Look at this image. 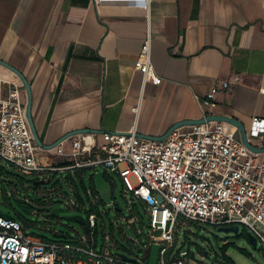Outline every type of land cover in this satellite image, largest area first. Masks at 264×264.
Here are the masks:
<instances>
[{
  "label": "crops",
  "instance_id": "crops-1",
  "mask_svg": "<svg viewBox=\"0 0 264 264\" xmlns=\"http://www.w3.org/2000/svg\"><path fill=\"white\" fill-rule=\"evenodd\" d=\"M149 25L157 84L135 68ZM0 59L31 84L47 165L67 161L59 148L83 130L100 144L105 132L160 136L208 114L247 130L264 118V0H0ZM253 142L264 147V133Z\"/></svg>",
  "mask_w": 264,
  "mask_h": 264
},
{
  "label": "built area",
  "instance_id": "built-area-1",
  "mask_svg": "<svg viewBox=\"0 0 264 264\" xmlns=\"http://www.w3.org/2000/svg\"><path fill=\"white\" fill-rule=\"evenodd\" d=\"M152 41L149 25L135 68L145 81L157 84L162 78L154 69ZM24 92L16 74H0V162H7L23 175L36 176L37 180H48L58 172L88 168L97 171L99 166L119 175L124 193H131L128 202L133 205L129 206L133 215L127 223H143L140 208L148 217L147 241L138 246L146 256L139 259L114 253V245L108 243L105 233L104 240L99 239L104 229L98 209L90 210L84 203L70 200L64 207L77 209L76 214L82 215L81 210L87 214L83 217L88 227L83 225L84 232L76 231L73 236L57 230L53 234L66 236L48 238L29 233L27 228L39 227L37 222L25 225L0 215V264H149L153 243L160 245L157 264H199L186 249L172 261L167 258L168 251L176 247L182 219L215 227L244 225L264 246V152L249 149L236 126L207 121L175 128L161 140L139 137L136 130L105 132L100 144L93 133L81 132L72 141L70 152L59 148L67 161L47 165L37 158L38 145L27 120ZM214 98V93H208L201 101L202 108L212 105ZM263 133L264 118L253 117L247 130L249 141L259 147L253 140ZM131 176L136 178V185ZM86 195L90 205L98 206L101 199L95 187L87 188ZM59 196L64 197V193Z\"/></svg>",
  "mask_w": 264,
  "mask_h": 264
},
{
  "label": "rangeland",
  "instance_id": "rangeland-1",
  "mask_svg": "<svg viewBox=\"0 0 264 264\" xmlns=\"http://www.w3.org/2000/svg\"><path fill=\"white\" fill-rule=\"evenodd\" d=\"M0 166L13 174L10 177L0 175V178L18 186L19 198L29 203L40 213L28 212L15 198H12L10 203L3 201L0 203L1 211L11 215L19 213L26 219L38 223L39 227L29 226L27 228L29 233L33 232L48 238L54 237L53 230L71 236L76 231L83 233L84 226L81 223L62 218V216L76 214L77 209L70 207L67 211L57 212L54 215H51V211L57 207H64L70 200H75L80 204L84 202L85 207L90 209L91 205L88 203L86 188H90L94 184L101 199L97 206L103 219L104 229V231H100V241L104 240L105 233L108 243L114 245L112 247L114 253L135 256L139 259L146 256L144 250L140 251L138 246L147 241L149 220L146 213L140 208L143 223H136L135 226L127 223V219L133 215L129 206L133 208V205L128 202L131 200V193H124V184L119 175L110 173L99 166L97 171L94 168L85 169L81 172V176L72 172V178L67 172H58L52 175L49 183L35 186L33 182L37 180L36 176L23 175L5 161H1ZM130 180L133 185L137 184L134 176H131ZM56 186H61V188L51 192ZM59 193H64V197H60ZM49 196L52 197V200ZM113 202L118 203L123 212L116 210ZM81 213L86 218V212L81 210ZM46 219L48 220L46 221ZM180 225L182 226L178 231L179 239L176 242L175 251L182 248L188 250L190 256L199 261V264H264V246L258 242L255 247L249 241L243 234L244 225H240L238 234L219 231L218 227L213 225L188 219H182ZM159 251L160 245L153 243L147 258L149 264L158 263ZM203 252L206 253L205 259H202ZM223 253L231 259V262L225 260Z\"/></svg>",
  "mask_w": 264,
  "mask_h": 264
},
{
  "label": "water",
  "instance_id": "water-1",
  "mask_svg": "<svg viewBox=\"0 0 264 264\" xmlns=\"http://www.w3.org/2000/svg\"><path fill=\"white\" fill-rule=\"evenodd\" d=\"M0 65L5 67L9 71L13 72L14 74H16V76L19 78V80L21 81V83L25 89L26 116H27V120H28L30 128H31L32 134L34 136L35 142L37 143V145H39L42 148L51 147L52 145H46L42 142V140L40 139L39 133L37 131V128H36V124H35L33 114H32L33 91H32V87H31L29 80L27 79L25 74L20 69L11 65L7 61L0 59ZM207 121H224V122H228V123L232 124L233 126H236L238 131H239V134H240V137H241L243 143L249 149H251L254 152H264V147H256L249 141L248 135H247V129H246L245 125L242 122H240L238 119H236L235 117L227 116V115L208 114L205 117H201L199 119H184V120L176 122L174 125H172L170 127V129L166 133H164L163 135H160V136L146 135V134H142V133H137V135L139 137H142V138L161 140V139L166 138L170 134V132H172L175 128H178L181 126H186V125L202 124V123H205ZM78 132H80V131L72 132L69 135L74 134V133H78ZM82 132H84V130ZM69 135H67V136H69ZM66 137H62L60 140H58L54 144H58L60 141H62ZM50 181H51L50 179H48V180L39 179V180H35L33 183L35 186H38L40 184L49 183ZM115 209L118 211H122V208L119 206L118 203H115ZM67 210H68V208H66V207H57L51 211V215H54L57 212H64ZM0 215L7 218V219H15L16 218L14 215H11L7 212H3L1 210H0ZM62 218L69 220V221H77V222L81 223L82 225H84L86 228L88 227L85 218L81 214L62 216ZM218 229H219V231L233 232L235 234H238L240 232V225L221 226V227H218ZM53 235H54V237H65L66 236L65 234H59V233H54ZM248 239L250 242H252V244L255 247L257 246L258 241H257V238L255 236H253L252 234H249ZM123 258L128 259V257L126 255H123Z\"/></svg>",
  "mask_w": 264,
  "mask_h": 264
},
{
  "label": "trees",
  "instance_id": "trees-1",
  "mask_svg": "<svg viewBox=\"0 0 264 264\" xmlns=\"http://www.w3.org/2000/svg\"><path fill=\"white\" fill-rule=\"evenodd\" d=\"M62 164V163H61ZM60 164V165H61ZM84 170L83 169H79V170H76L75 173H77L78 175L81 176V172H83ZM0 175H4L5 177H10L11 175L13 174H10L9 172L5 171V169L0 166ZM69 177L72 178V175L71 173H69ZM4 180V181H3ZM74 182V181H73ZM0 186H1V201L0 203L3 201V202H8L10 203L11 202V199L12 198H15L23 207L26 208V210L28 212H31L33 213L34 211H36L37 213L35 214H40L35 208H33L29 203H27L26 201L22 200L19 198V195H20V190L18 188V186L12 184L11 182H8L7 180L5 179H1L0 178ZM91 187H95L94 184L91 185ZM61 188V186H60ZM87 189V188H86ZM78 194V192H76ZM81 199V198H80ZM50 200H52V198H50ZM82 200V199H81ZM83 201V200H82ZM84 203V202H83ZM97 210V205H91V208L90 210ZM14 216L16 217V219L22 221L25 225H29V224H32L33 221H30L28 219H26L25 216L19 214V213H15ZM196 222V221H194ZM245 227V226H244ZM243 234L248 238V235L250 234L247 230V228L245 227L244 229V232ZM184 248H182L181 250H183ZM179 250V251H181ZM179 251H175V248H171L168 253H167V258L169 261H172L175 257H177V255H179ZM203 255L206 256V253L203 252L202 253ZM223 257L225 258V260H227L228 262L230 261L231 262V259L225 254L223 253Z\"/></svg>",
  "mask_w": 264,
  "mask_h": 264
}]
</instances>
